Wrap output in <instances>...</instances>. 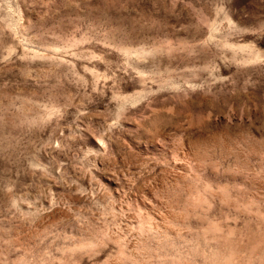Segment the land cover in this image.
Masks as SVG:
<instances>
[{
    "label": "rangeland",
    "instance_id": "rangeland-1",
    "mask_svg": "<svg viewBox=\"0 0 264 264\" xmlns=\"http://www.w3.org/2000/svg\"><path fill=\"white\" fill-rule=\"evenodd\" d=\"M0 264H264V0H0Z\"/></svg>",
    "mask_w": 264,
    "mask_h": 264
}]
</instances>
